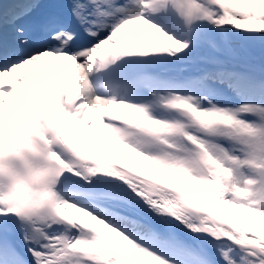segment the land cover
<instances>
[{
	"label": "snow or ice",
	"instance_id": "1",
	"mask_svg": "<svg viewBox=\"0 0 264 264\" xmlns=\"http://www.w3.org/2000/svg\"><path fill=\"white\" fill-rule=\"evenodd\" d=\"M0 264H264V0H0Z\"/></svg>",
	"mask_w": 264,
	"mask_h": 264
},
{
	"label": "bare ground",
	"instance_id": "2",
	"mask_svg": "<svg viewBox=\"0 0 264 264\" xmlns=\"http://www.w3.org/2000/svg\"><path fill=\"white\" fill-rule=\"evenodd\" d=\"M24 71L27 72L28 70H24ZM5 79L8 80V81H10V82L12 81V78L11 77H6Z\"/></svg>",
	"mask_w": 264,
	"mask_h": 264
}]
</instances>
